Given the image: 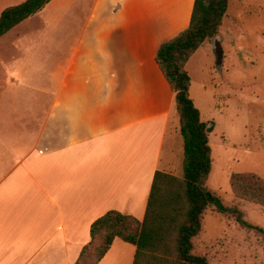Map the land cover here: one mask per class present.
<instances>
[{
    "label": "crops",
    "instance_id": "1",
    "mask_svg": "<svg viewBox=\"0 0 264 264\" xmlns=\"http://www.w3.org/2000/svg\"><path fill=\"white\" fill-rule=\"evenodd\" d=\"M142 1L131 6L139 8ZM64 2L67 10L84 4L96 12L104 0ZM194 2L189 0L179 28L166 40L143 37L148 32L140 40H110L106 48L116 60L110 68L79 53L78 40L63 56L53 87L26 76L30 68L41 69L27 53L9 58L18 61L8 86L19 94L13 107L17 100H33L22 109L39 115H21L17 107L22 117L0 120V264H75L91 240L92 224L107 212L144 219L163 151L171 157L178 143L184 150L175 95L156 56L163 43L189 27ZM13 5H2L0 16ZM117 9L111 8L115 14ZM6 57L0 54V64ZM174 114L178 135L167 138ZM135 253L134 245L117 238L99 264H133Z\"/></svg>",
    "mask_w": 264,
    "mask_h": 264
},
{
    "label": "rangeland",
    "instance_id": "2",
    "mask_svg": "<svg viewBox=\"0 0 264 264\" xmlns=\"http://www.w3.org/2000/svg\"><path fill=\"white\" fill-rule=\"evenodd\" d=\"M10 1L0 0V7L22 3ZM53 1L0 40V54L8 58L0 64V120L22 117L16 113L17 107H21V115H39L38 111L34 114V110L22 109L27 103L34 105L33 100H17L13 107L19 94L8 86L13 84L10 68L18 61L10 60L11 56L27 53L32 64L41 69L30 68L26 76L53 87L59 81L60 66L78 40H83L79 53L86 51L99 66L110 68L116 62L106 48L110 40H140L146 32L143 37L166 40L189 9V0H178L179 4L176 0H145L139 8L131 6L136 4L133 0H104L96 12L84 4H73L67 10L61 8L67 6L64 0ZM113 6H118L116 14ZM216 41L222 46V56L215 51ZM208 46L200 48L186 65L191 97L202 120L213 126V163L207 185L227 207L237 206L249 223L264 228V212L254 203L236 199L230 188L234 173L251 172L264 179V0H229L220 34L209 40ZM36 93L31 94L38 100ZM6 103L5 115L2 107ZM177 121L174 114L167 138L178 135L173 133ZM8 126L3 125L4 131ZM183 158V144L173 146L171 157L164 150L159 171L181 177ZM195 253L206 255L210 264H264V239L210 209L195 240Z\"/></svg>",
    "mask_w": 264,
    "mask_h": 264
},
{
    "label": "trees",
    "instance_id": "3",
    "mask_svg": "<svg viewBox=\"0 0 264 264\" xmlns=\"http://www.w3.org/2000/svg\"><path fill=\"white\" fill-rule=\"evenodd\" d=\"M52 1L26 0L6 8L0 16V38ZM228 6L229 0H195L189 27L157 52V65L175 95L184 141L182 176L155 173L142 221L114 210L97 219L91 226V240L75 264H99L117 238L136 247L133 264H210L206 255L195 253V240L210 209L264 239V228L249 223L237 206L227 207L207 185L213 163V126L202 120L186 70L205 42L219 36ZM230 188L236 199L264 207V179L258 174L234 173Z\"/></svg>",
    "mask_w": 264,
    "mask_h": 264
},
{
    "label": "water",
    "instance_id": "4",
    "mask_svg": "<svg viewBox=\"0 0 264 264\" xmlns=\"http://www.w3.org/2000/svg\"><path fill=\"white\" fill-rule=\"evenodd\" d=\"M215 45H216V48H215V51L217 52V54L219 56H222L223 55V49H222V46L219 42H215Z\"/></svg>",
    "mask_w": 264,
    "mask_h": 264
}]
</instances>
